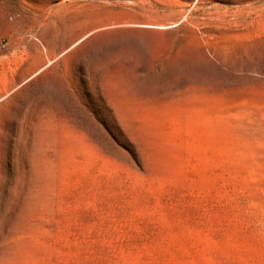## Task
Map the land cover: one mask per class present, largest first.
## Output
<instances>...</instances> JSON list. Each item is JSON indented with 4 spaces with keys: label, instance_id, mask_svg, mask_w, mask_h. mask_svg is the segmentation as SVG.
<instances>
[{
    "label": "rangeland",
    "instance_id": "1",
    "mask_svg": "<svg viewBox=\"0 0 264 264\" xmlns=\"http://www.w3.org/2000/svg\"><path fill=\"white\" fill-rule=\"evenodd\" d=\"M0 264H264V0H0Z\"/></svg>",
    "mask_w": 264,
    "mask_h": 264
}]
</instances>
